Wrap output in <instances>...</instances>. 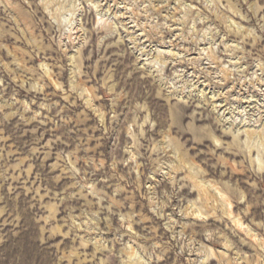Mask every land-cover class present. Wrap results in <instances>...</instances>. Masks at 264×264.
<instances>
[{
  "label": "rangeland",
  "instance_id": "rangeland-1",
  "mask_svg": "<svg viewBox=\"0 0 264 264\" xmlns=\"http://www.w3.org/2000/svg\"><path fill=\"white\" fill-rule=\"evenodd\" d=\"M0 264H264V0H0Z\"/></svg>",
  "mask_w": 264,
  "mask_h": 264
}]
</instances>
